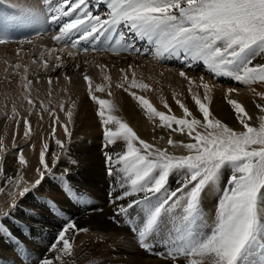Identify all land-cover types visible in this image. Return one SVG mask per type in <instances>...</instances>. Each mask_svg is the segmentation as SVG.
Instances as JSON below:
<instances>
[{"label":"snow or ice","instance_id":"1","mask_svg":"<svg viewBox=\"0 0 264 264\" xmlns=\"http://www.w3.org/2000/svg\"><path fill=\"white\" fill-rule=\"evenodd\" d=\"M96 3L105 6V16L94 14L90 8L91 0H56L55 3L53 0H35L26 9L29 14L27 22L34 23L43 16L51 24L58 25V34L51 38L62 45L61 52L65 48L95 51V48L81 49L79 45L101 38L113 42V37L118 36L113 42L115 46L110 43L102 50L117 56L139 55L143 49L137 47L135 40L144 41L155 46L157 57L167 54L180 59L187 68L201 62L214 78L226 77L246 86L264 85V0H96ZM122 26L134 40L125 42V32H118ZM31 41L32 37L27 39L28 43ZM8 42L0 39V44ZM25 42L18 41L20 44ZM51 51L56 52L57 49ZM68 55L72 56V51ZM56 60L55 67H61L60 58L56 57ZM100 67L103 69L104 65ZM120 71L123 76L116 87L127 92L145 110L156 128L186 134L194 142L183 143L182 147L188 154L177 155L141 139L127 122L115 114L117 108L112 100L96 96L97 92L107 91L111 97V83L107 89L104 85L94 86L85 73L88 94L98 106L106 173L114 177L109 200L115 205L113 219L129 217L134 210L144 213L137 225L138 244L146 252L151 251L154 245L147 243L146 238L150 233L157 234L165 222L171 225L170 209L173 205L182 206L180 202L183 201L189 215L196 213L206 187L220 180L222 170L230 168L231 173L225 176L224 189L217 202L214 225H206L211 230L181 237L184 246L170 250L164 258L176 259L182 253L186 264H252L251 257L259 249L257 264H264V115L259 117V127L251 126L249 121L252 117L244 105L232 98L238 90L229 87L227 103L243 126L242 130H234L213 115L211 93L216 85L207 82L203 74L193 79L185 70H179L178 75L188 82V92L202 118H196L180 99H176L183 110V117L178 118L174 114L158 111L145 96L132 91L149 90L150 85L137 80L131 64L128 69ZM28 87H31L30 82ZM200 88L203 89V97ZM251 91L264 101V90L257 92L251 88ZM32 103L29 99V104ZM165 107L168 108L167 103ZM256 107L264 113V103L256 104ZM42 110L49 109L42 105ZM168 110L171 113V109ZM12 111L15 115L16 109ZM66 115L68 123L63 130L67 140L55 139L58 147L49 159H46L49 144L43 143L37 166L32 169L34 181L29 184L23 178V182L11 177L7 179V183L16 188L14 194L9 193L12 197L11 210L15 211L19 206L18 198H24L56 175L61 154H66L67 145L72 142V131L68 125L72 123L73 112L69 110ZM55 123H60L58 117ZM29 127L28 121H25V139L31 138ZM55 133L53 127V137ZM159 139H164V136ZM118 141L123 142L120 151L107 150ZM167 144L180 146V142L173 141L170 136ZM125 146L126 151L123 150ZM3 152L4 146L0 142V162ZM18 163L28 164L22 153ZM0 173H3L2 163ZM68 173L65 168L61 175L67 177ZM170 178L175 181V187L170 186ZM68 194H74L71 188H68ZM10 214L6 212L0 216V235L16 243L17 238L3 224ZM84 231L87 230L79 227L74 220H68L50 247L52 256L42 258L39 264H68L65 258L73 255L75 236ZM17 248L21 258L27 256V250L20 244Z\"/></svg>","mask_w":264,"mask_h":264},{"label":"rangeland","instance_id":"2","mask_svg":"<svg viewBox=\"0 0 264 264\" xmlns=\"http://www.w3.org/2000/svg\"><path fill=\"white\" fill-rule=\"evenodd\" d=\"M1 1L2 3L6 2L5 0ZM5 4H7V2ZM24 26L25 24L23 23L21 28H23ZM29 27L26 28L32 29V27ZM58 27V25L55 27L53 31L54 34L58 33ZM16 32L19 35L18 39L25 41H27L28 38L36 37L37 34L40 33L35 30L32 32L31 30L28 31L27 35H23L22 32H19V29L18 31L16 29ZM34 39L35 38H33V40ZM27 43L28 42H25L24 44ZM86 45L91 46V43ZM87 46L83 47L82 49H90ZM61 47L62 45H60L58 48H55L60 49ZM94 48H97V45H95ZM99 50L100 48H97L96 52L88 51L85 52L88 54L77 55L79 50L76 51L75 49H72L71 51H75L72 56L68 55V52L70 50L68 52L67 50L64 51L66 55L63 52V54H61V51L58 50L56 52L57 55L54 57V61H56V57H59L60 60L63 57L67 59V64L63 66L61 65V67L56 68V71L60 70L57 76L61 75V72L68 73L71 70H75L76 73L77 68L80 71L83 68H86V66L88 67L87 63L89 62V59H91L92 57L96 58L98 53L101 51ZM149 53L150 51H142L139 55L143 57L150 56ZM166 58L167 59H164L163 62L160 63L162 64V67L164 66L163 68H167L168 66H170L168 68L174 69V72L177 73L179 72V70L185 69V71L187 70L186 72L189 75H191L192 73L191 77L193 79L197 78L198 75L203 74L206 77L205 79L207 81L211 80L213 82L214 77L212 74L206 71L205 66L200 65L196 68H187L186 66L182 65L178 68H174L173 64L167 63L169 62L168 59L171 57L167 56ZM259 59L260 58L258 57L257 60ZM10 61L16 62L17 64L18 60L17 58H14V60ZM23 63H25V61H23ZM7 68L10 67L7 66ZM166 68L165 70H168V68ZM32 69H34V72H42V68L38 66H35ZM118 73L120 75L122 74L121 71H119ZM47 75L48 73L46 74V76ZM5 80L6 79L3 74L0 73V88L5 87ZM8 81H10V79ZM220 81H215L218 84L213 82L218 88L221 85L219 91L223 89V93L221 91H217L216 89L212 94L213 96L211 95L212 102L210 107L213 111V115L233 129L236 127L242 128L243 126L240 125L236 120L234 111L227 103V89L229 87H233L239 91L241 90L247 92L248 88L255 87L258 90L257 92H260L264 90V85H239L237 82L230 78H220ZM143 82L148 83L147 81ZM183 82H185V84L187 83L184 79ZM183 85L179 88L180 91L175 98L174 95L170 96V93L164 90V94L162 93V95L163 97H166L165 100H162L163 98L155 99L156 102L158 101L157 103L160 105L165 106V103H167L168 108L172 110L171 113L157 107V103L152 98L144 94L145 91H141L139 89H133L132 91L136 92L138 95L142 94L143 96H145L158 111L165 112L166 114H174L178 118L183 117V110L176 103V99H180L189 108L193 115L196 116V118L201 119L202 116L198 112V108L195 105L191 94L188 92V87H186L187 84L184 86ZM119 91V100L115 99V96H113L114 98H107L101 97L99 96V94L97 95V93L96 96H98V98L112 100L117 108L115 114L125 122H127L129 126L132 127L133 130L137 133V135H140L139 137L141 139H144L145 141L150 143L153 142L154 145L162 149H167L170 153H174L177 155H182V153L184 152L181 151L182 149L184 150V148L182 147L183 143L194 142L191 140V138L187 137L186 134H181L178 132L171 133L170 130L156 128L153 120H150L146 115L145 110L123 89H119ZM199 92H201V97H203V92ZM83 93V96L80 95L81 99L78 98L79 101L77 99L78 102L76 104V107L74 106L72 109V123L68 125V127L72 131V142L67 145L66 154H61V159L57 165V168L55 169L56 175L54 177L48 178L46 182L43 183L37 190L30 192L24 198H19V206L15 211L11 210L9 207L12 199L9 193L14 194L16 192V188L13 184H8L7 179L11 177L17 182H23L24 180L28 182L27 176L32 175V169L37 165L36 162L38 161V155L42 150L43 143L47 142L49 144V153L46 156V159H49L52 152H54L58 147L55 144V139L61 140V137L58 136L59 134L57 132L58 123H55L56 119L54 120L57 114L55 110H53L49 116L48 125L45 128H43L44 123L40 125L41 120H38L36 116V113L40 116V112L36 110L39 108L40 99L38 98V95L33 93L34 95L31 94L30 96L31 98L35 97L31 100L33 102V107H36V109H30L27 117L30 126L29 131L31 138L25 139L23 135L17 136V138L14 139L15 142L13 140L14 143H10L11 146H9L7 149L9 138L12 136V133L14 131L13 128L15 126V119H13L14 117L12 116V110H7V108L3 109L4 107L0 110V142H2L4 146V152L2 153L3 159L2 162H0L2 163L3 167V173H0V189H2V191H0V216H3V214L6 212L11 213L7 218L3 220V224L12 233L13 237L17 238V242L13 243L5 236L0 235V264H38L36 260L32 259V256L28 251L27 256L21 258L18 252L17 244H20L21 247L27 249L26 247L28 246L25 244L24 240L28 237V235L31 234L30 232H32V235L35 237L37 233H41L43 234V237H47V240L49 239L51 242V245H44L42 246V248L49 250L50 247L55 243L58 233L62 229L64 224L68 220H74L76 217L77 218L74 221L76 223L78 221L77 225L83 229H86L87 231L80 232L75 236L73 251V261L75 264H186L185 258L182 253L176 259H165L164 257L167 253L170 252V250L184 246V243L181 241V237L186 238L187 236L195 235L200 231L208 232L211 230V228L206 227V225H214L215 217L217 214V202L224 189L225 176L231 173V169L226 168L222 170L221 178L220 180L216 181L217 184L215 187H210V185L206 187L196 213L189 215L185 211L186 205L183 204V201L180 202V205L182 206L173 205V207L170 209V216L173 219L171 225H167V223L165 222L161 225L162 228H160L159 230L160 233L166 232L163 234L165 235V237L160 238L159 236H155L153 233H150L149 236L151 234H153L154 236L152 238L150 237V240L147 239V237L146 242L150 245L156 246V248L152 247L151 251L146 252L138 244L137 225L135 224L136 227L134 226V228L132 229H125V232L122 228L124 223L132 222L135 219L136 223L141 222L142 219H140V216L143 217L144 213L139 212L138 210H134L133 212L135 213H130L129 217H117L113 219L115 205L109 203V200L111 198L110 192L114 184V177L108 176L106 173L105 158L103 156V151L105 149H103L102 147L104 144L102 126L97 115L98 106L95 105V103L90 99L88 90ZM182 93L184 94L182 95ZM241 93L245 94L244 92ZM105 94L107 95L106 92ZM236 94L238 93H233L232 98H235L241 103H245V101H248V103L242 104L247 108L245 109L248 112L249 116L253 118L249 121L250 125L259 127V117L261 115H264V113L260 112V110L256 107V104L264 103V101H261V99L253 92L251 95L247 94V96L244 98V101L236 98ZM56 96L57 93H54L53 95L50 94L47 98H51L50 102H53V99ZM247 97H252L251 99H255V101L251 102L252 100ZM161 100L165 101V103L163 104ZM249 100H251L250 104ZM31 111L33 112L31 113ZM251 114H253L254 116ZM257 116L258 119L256 118ZM141 121H146L148 123V126L150 127H145L141 124ZM156 122L158 123V118ZM67 123L68 122H66V124ZM53 127H55L56 129L55 137H53L52 135ZM161 136H165L166 139H159V137ZM169 136L171 139H173V141L180 142V146L174 147L173 145L167 144V139L169 138ZM36 138L40 140L41 144L39 142L40 145L35 148L38 150V152L32 154L31 152H29V144L33 141V139ZM62 141L64 140L62 139ZM13 144H15V147H13ZM122 144V141H118L116 145L110 146L107 150L110 152L120 151V146ZM123 150L126 151V146ZM21 153L25 156L28 164L19 165L18 160L19 154ZM73 160L77 161V163L73 164ZM65 168L69 170L67 177L61 175ZM174 175L175 174H173V177ZM21 178H23V181ZM170 186L175 187V181L172 178H170ZM68 188H71L74 194H68ZM208 192L212 194L208 195ZM112 195H115V193H112ZM162 195L163 194H161V197ZM205 213H211V218H214V220L210 222L207 218L206 221V219L203 217L205 216ZM169 227L171 228V231H169ZM41 228L45 229V232H41ZM107 235H114V237L117 235L114 239H118L121 242H117L114 240L107 242L105 240V243L103 242L105 245L104 247H106V250H108L104 252H98L99 249H101V246L98 244L96 245L95 242H102V240L106 239ZM32 238L33 237L31 236L30 240H32ZM170 241H174L176 243L170 244ZM114 244L115 246H113ZM96 246L98 247L96 248ZM259 260L260 250H257V253L251 257L252 264H257Z\"/></svg>","mask_w":264,"mask_h":264},{"label":"bare ground","instance_id":"3","mask_svg":"<svg viewBox=\"0 0 264 264\" xmlns=\"http://www.w3.org/2000/svg\"><path fill=\"white\" fill-rule=\"evenodd\" d=\"M5 1L7 2V4H5L6 2L2 3V1L0 0V39H6V40H9L10 42L5 43V44H0V73H2L3 76L5 77V79L7 80V81L5 80V87L0 88V110L3 107H4L3 109L7 108V110H13V108L16 109V114L14 115L12 113V116L14 117V118L13 117L12 118L15 119L14 120L15 126L13 128L14 131L12 130L13 131L12 136L9 138V144L7 145V149L9 146H11L10 143H12L13 140L15 138H17V136L23 135L24 131L26 130L25 129V121H28L27 117H28L30 109H32V110L36 109V107L34 108L32 104H29V99L35 98V97L31 98V96H30L33 93L38 95V98L40 99L39 108L36 109L40 112V116L37 115V113L35 112L38 120L39 119L41 120L40 125H42L44 123L43 128H45L48 125V122H49L48 119H49L51 112L53 110H55L57 112V114H56L54 120L58 117L59 121H60V123H58V127H57L58 128L57 132L59 134L58 136L61 137V140L63 139L64 141H66L67 139H66V136H65V133L63 130V126L66 124V122H68V117H67L66 113L69 110L72 111L74 106L76 107L77 102L79 101V99H81L80 95L83 96L82 95V94H84L83 92H86V90H88L87 81L84 80V74L85 73L92 79L94 86L104 85L107 89L109 83H111V90L113 93V95L111 97L115 96V99H118V97L120 96V91H119L120 88H117L116 84H118L121 81V78L123 76V73L120 75L118 72L121 69H128V66L130 64L134 67V69L136 71L137 80L138 81L139 80L147 81L148 84L150 85L149 90H145L144 94H146L147 96L152 98L155 102H156L155 99H162L163 98L162 100H165L166 97H163V95H162L164 90L166 92H169L170 94L169 93L168 94L170 96H172L174 94L179 93V91H180L179 88L183 84L184 85L187 84L186 87H189L188 82L186 81L187 83L185 84V82H183V78L180 77L177 72H174L175 71L174 69H170V68H168L170 66H168L167 67L168 70H165L166 67L163 68L164 66L163 67L161 66L162 64H160V63L163 62L164 59H167L166 57L168 55L164 54L161 57H157L155 54V46L154 45H149L144 41L135 40L137 47H141V49L143 48V52L144 51H150V53H149L150 56H144V57L141 55H137V54H132V55L121 54V55L117 56V55L112 54L111 52H105L102 50L103 48L109 46L110 43H111V46H115L113 42L115 39L118 38V36L113 37V42L106 41L103 38H101V40L96 41V42H93V41L81 42L79 45L80 46L79 48H81V49L83 47L87 46L86 44L91 43V46H87L88 48L92 49V48H94L95 45H97V48H100L101 51L99 50L100 52L98 53L96 58L92 57L91 59H89V62L87 63L88 67L86 66V68H83V69L81 68L82 70H80V71L77 68L76 73H75V70L73 71L70 69L71 71H69V72L67 71L68 73H62L61 72V75L57 76V74H59L60 70L56 71L57 67H55V65L57 63V60L54 61V59H55L54 57L57 55L56 52L59 49H57L56 52L51 51V49H53L55 47L58 48L60 46V44H57L51 38L53 35H55L53 33V31L57 25L51 24L43 16L37 18L36 22H34V23H28L27 22L29 20V14H28L26 9L31 7L35 3V0H5ZM53 2L55 3L56 0H53ZM104 7L105 6L102 3L97 4L96 0H91L90 8L94 12V14L96 13L97 15H101L102 17L105 16L106 13L104 11ZM7 10H9V11H7ZM67 19H69V18H64V20H67ZM23 23L25 24V26L23 28H21ZM29 26H31L32 29H27ZM31 27H29V28H31ZM16 29H17V31L19 29V32H22L23 35H27L28 31H31V30H32V32L35 30V31H38L40 33L43 32L44 34H42L40 36H36L37 38L33 37L35 39L33 40V38H32L33 41H31V43L20 44V43H18V41H20V40L18 39L19 35L16 32ZM119 31L125 32V34H126V41L125 42L132 41L135 39L131 33H128L127 30L123 28V26L121 27V29L118 30V32ZM76 38H78V37H74V39H76ZM125 42H122V43H125ZM97 48H95V49L97 50ZM68 49L69 48H65L64 51L67 50V52H68L69 50L70 51L72 50V49H69V50ZM96 50L94 52H96ZM64 51H63V53H64ZM74 52L75 51H72V53H74ZM63 53L61 52V54H63ZM78 54L84 55V54H88V53L79 51L77 53V55ZM14 58H17V60H18L17 64H16V62L10 61V60H14ZM23 61H25V63H23ZM168 61L169 62H167V63L173 64L174 68H178L182 65L186 66L184 63H182V61L180 59L169 58ZM60 63L62 66L66 65L67 59L62 57L60 60ZM45 64H47V67H44ZM16 65H20V67L17 68ZM101 65H104L103 69L100 67ZM200 65L203 66L201 62H196L192 68H196ZM7 66L10 68H7ZM35 66L41 67L42 72H36V71L34 72L33 71L34 69H32V68ZM173 66H171V67H173ZM75 68H76V66H75ZM183 70H185V69H183ZM47 73H48V75L46 76ZM191 75H192V73H191ZM109 77H110V81H109ZM220 78L224 79L226 77H220ZM220 78H215V80L213 78V82H215L216 80L220 81ZM9 79H10V81H8ZM129 79H131L130 76H129ZM49 80H51V83H49ZM29 82L31 83L30 88L28 87ZM207 82L214 84L211 80H208ZM216 84H218V83H216ZM220 87H221V85H220ZM220 87L218 88L216 86L213 89L211 95L213 94V92L216 89H217V91H219ZM257 87H259V86H257ZM251 88H255V87L248 88L247 92L238 90L237 91L238 94H236V98H238L241 101H244V98L247 96V94H250V95L252 94ZM222 90H220V91L222 92ZM199 91L203 92V89L200 88ZM256 91H258V90L256 89ZM105 92L107 93V91H105ZM105 92H103V93L97 92V95L99 94V96H101V97L110 98L108 95L105 94ZM241 92H244L245 94H242ZM54 93H57V96L53 99V102H50L51 98L48 99L47 97L50 94L53 95ZM67 93H68V95H67ZM184 93H182V95ZM180 95H181V93H180ZM247 98H249V97H247ZM251 98H249V99H251ZM77 99H78V101H77ZM166 100H168V99H166ZM251 100H249V104H250V101L251 102L255 101V99L254 100L251 99ZM162 103L164 104L165 101H162ZM242 103L246 104V103H248V101H245V103L244 102H242ZM42 105L46 106L49 110L43 111ZM61 105H63L62 109H61ZM156 105H158L157 107H159L160 109H164L166 111H169L168 110L169 108H165V106H163V105H160L158 103ZM253 111H254V109H253ZM32 112L33 111H31V113ZM39 112H38V114H39ZM253 114H251V115H253ZM33 116H34V114H33ZM256 118L258 119V116ZM254 120H255V118H254ZM141 124L144 125L145 127H150V126H148V123L146 121H141ZM234 130H242V128L236 127V128H234ZM164 138H165V136H164ZM14 142H15V140H14ZM39 142H40V140L38 138L33 139V141L29 144V152H31L32 154L35 152H38V150L35 148L41 144V142H40V144H39ZM33 144L35 145V147H31V145H33ZM5 148H6V146H5ZM181 151H184L182 153L183 155L187 154V152H186L187 150L185 151V149L184 150L182 149ZM36 159H37V157H36ZM31 174H30L31 176L26 175L28 177L29 183H31L35 179L34 173L32 172ZM218 183H220V182H218ZM216 184H217V182L210 183L209 185H210V187H215ZM211 194L212 193L208 192V195H211ZM133 213H135V212H133ZM203 217L206 219V221H207V218L210 222L214 220V218H211V213H207V214L205 213V216H203ZM140 219H142V216H140ZM87 221H88V219H87ZM77 223H78V221H77ZM139 223L140 222L136 223V219L132 222L124 223L122 226L123 231L125 232L126 230L132 229V228H134L135 224L138 225ZM92 227H95V226H92ZM41 230H42L41 232H45V229L41 228ZM93 231H95V230H93ZM30 233L31 234L28 235V237L24 240L25 244L28 246V247H26V246L25 247L27 248L26 250L29 252V254L32 256V259L36 260L39 264V262L42 258L52 256L50 249L47 250V249L42 248V246H44V245H51V242L49 239L47 240V237H43V234H41V233H37L36 237L32 235V232H30ZM164 233H166V232H164ZM164 233L163 232L160 233V231H159L157 234H154V235L159 236L160 238H164L165 237V235H163ZM154 235L151 234L150 236H148L147 239L150 240V237L152 238ZM31 236L33 237L32 240H30ZM116 236L114 237V235H107L106 239L102 240V242H99V241L95 242L96 245L98 244L101 246V249H99L98 252H104V251L108 250V249L106 250V247H104L105 246L104 245L105 240L107 242L113 241V240L117 241V242H121L118 239H114V238H116ZM111 238H113V239H111ZM45 240H47V241H45ZM108 244H110V243H108ZM111 244H112V242H111ZM113 246H115V244ZM97 247L98 246H96V248ZM87 248H88V246H87ZM154 248H156V246H154ZM73 257L74 256L72 255L71 257L65 258L68 261V264H75L73 261ZM144 264H146V263H144Z\"/></svg>","mask_w":264,"mask_h":264}]
</instances>
